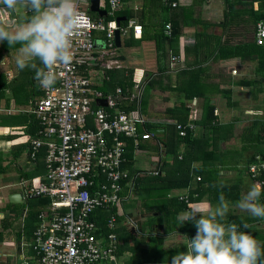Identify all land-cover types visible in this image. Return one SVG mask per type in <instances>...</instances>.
<instances>
[{"label":"crops","instance_id":"crops-1","mask_svg":"<svg viewBox=\"0 0 264 264\" xmlns=\"http://www.w3.org/2000/svg\"><path fill=\"white\" fill-rule=\"evenodd\" d=\"M84 2L83 6L88 10L89 0ZM98 8L107 10L105 0H98ZM124 8L131 13V17L127 19L124 16L120 24L132 20L139 29H132L131 26L124 33L118 34V44L124 47L123 53L117 52V47L115 50L120 66L107 70L94 67L91 80L96 88L111 95L117 109L140 117L141 124H160L154 128L158 130L154 136L150 132L149 138L138 139L135 146L132 143L128 163L136 159L149 162V172L156 169L159 171L156 175L150 174L160 178L159 181L167 177L179 182L187 179L185 186L170 189L166 193V196L169 194L168 197L185 203L184 211L188 210L190 203L197 201L207 200L215 204L217 201H214L210 191L203 188L194 190V187L198 181H203L205 186L208 181H216L218 185L220 181L224 184H237L233 174L230 177L225 174L232 171L226 158L229 146L244 138L255 140L264 127V45L254 41V23L264 15V0H160L146 9L141 7V0H121V8L116 12V17L122 16L120 11ZM92 13L94 19L104 17ZM93 35L99 39L103 33L94 31ZM8 63L7 56L0 61L2 67ZM4 72L6 76L9 74L8 78L9 70ZM127 77L132 83L130 92L120 91L119 95L113 96L114 89L119 87L116 81ZM189 93L196 95L188 97ZM208 104L214 106L216 113V124L211 131L202 124L203 108ZM133 105L134 109L130 108ZM185 108L186 119L183 122L177 121L174 117L183 114ZM237 108H242L239 114L236 113ZM257 115L263 116L257 119ZM188 116L192 117L193 128L186 130L184 136L188 139L179 143L178 157L173 159L166 155L161 143H158L156 151L155 141L163 137L162 126L165 123H184ZM15 126V129L23 127L20 123ZM10 132L11 128L0 127V135ZM247 132H251V135ZM126 139L132 142L131 138H124V141ZM24 141V136H18L14 143L0 139V151L8 150L12 145L17 150L18 145ZM259 144L261 147V142ZM184 153L185 159L180 163V156ZM256 154L259 153L255 149L246 154L245 166ZM35 160H29L23 149L11 164L27 172L26 169L35 166ZM162 160L167 162L164 166ZM124 169L128 171V179L123 182L125 187L123 194H120V202L127 198L130 191H135L132 180L138 176L137 169L135 175L129 174L126 167ZM148 186L151 187V184ZM10 193L18 191L7 194ZM184 194L187 195V203L177 198ZM19 199L20 202L14 203L26 200L20 196ZM120 202L112 208L115 218L117 214L122 216L121 228H116L117 238L118 235L123 236V230L126 229L128 233L133 232L131 235L138 240L133 242L127 239L124 244L122 239H118V247H124L120 253L117 248L122 264H136L137 261L140 264H170L171 257L186 248L189 236L185 232L195 234L194 222L187 221L178 225L177 216L184 211L176 215L169 231H164L163 220L159 222L155 218L159 212L152 211L151 217L155 218L153 226H143L141 230L142 222L150 214L145 207L152 205L153 200L148 204L144 199L138 200V205L131 213H122ZM23 210L22 214H15L19 215L22 224L25 217ZM13 216L0 213V219H8L6 227L0 226V264H36L35 255L29 247L33 228L25 237L21 226L11 228L15 220ZM128 220H132L135 225H130ZM251 220L258 237L263 235L264 220ZM35 223L36 215L33 227ZM154 237L156 240H152Z\"/></svg>","mask_w":264,"mask_h":264},{"label":"built area","instance_id":"built-area-1","mask_svg":"<svg viewBox=\"0 0 264 264\" xmlns=\"http://www.w3.org/2000/svg\"><path fill=\"white\" fill-rule=\"evenodd\" d=\"M79 1L76 4L84 22L73 36V58L56 67L57 80L52 87L43 89L37 83L40 94L27 110L37 128L27 139L24 155L33 161L42 151L43 174L34 183L19 178L16 184L22 200L32 196L46 199L37 211L29 243L36 264H122L112 208L119 205L122 182L128 179L121 167L124 138H131L135 146L138 139L151 136L148 131L137 132L142 119L117 109L111 95L91 80L95 66L102 70L120 66L114 31L120 34L127 27H139L132 20L115 22L121 0H105L106 15L111 17L106 22L92 19ZM94 31L103 36L94 37ZM254 41L264 45V15L254 23ZM120 91L116 87L113 96ZM98 99H105L106 105L97 104ZM3 110L11 113L9 108ZM191 120L188 116L184 123L174 124L178 136L193 128ZM261 148L264 152V127ZM245 172L255 185L264 188V156L256 154ZM177 198L188 202L186 194ZM101 214L108 215L100 221ZM128 223L135 225L132 220Z\"/></svg>","mask_w":264,"mask_h":264},{"label":"clouds","instance_id":"clouds-1","mask_svg":"<svg viewBox=\"0 0 264 264\" xmlns=\"http://www.w3.org/2000/svg\"><path fill=\"white\" fill-rule=\"evenodd\" d=\"M18 11L24 15L16 19ZM83 22L76 0H0V43L19 46L16 68L31 69L43 89L56 83L58 65L71 62L73 36ZM224 186L220 181L219 187ZM262 192L264 188L251 185L236 206L249 217L264 220ZM229 211L223 191L215 205L207 200L190 203L177 221L178 225L194 222L196 232L188 238L185 250L171 257L170 264H264V246L250 231L241 230L247 225L226 222Z\"/></svg>","mask_w":264,"mask_h":264},{"label":"trees","instance_id":"trees-1","mask_svg":"<svg viewBox=\"0 0 264 264\" xmlns=\"http://www.w3.org/2000/svg\"><path fill=\"white\" fill-rule=\"evenodd\" d=\"M156 1H160V0H141V7L143 9H146L148 6H154ZM87 13H89V16L92 19L95 18L94 13H92L88 10H87ZM120 15L125 16L127 19H129L131 17V13H129L126 8H124L123 10L120 11ZM142 16H140V18H142ZM110 18L111 17L109 15H106L102 18V20L106 22V21L110 20ZM14 23H15V20H14ZM17 46H14V47H17ZM156 46H157V44H156ZM8 49H9V47H8L6 42L0 43V61L3 57L7 56ZM95 68H97V66H95ZM128 79L129 78L127 77V78H122L121 80L116 81L117 82L116 84L120 87L122 93H125V92L129 93L130 92V89L132 87V83L129 82ZM10 85H11V80L6 79V74L0 66V105L3 109H6L9 107V99L11 97H8L6 95L8 94L7 91L8 92L10 91V88H11ZM194 93H196V92H194ZM194 93L193 94L189 93L188 97H191L192 95H196ZM1 101H2V104H1ZM130 108L134 109V105L131 106ZM186 113H187V109L185 108L183 110V114L176 115L174 118L177 121L183 122L186 119ZM5 116H6L5 114H0V127L8 126L7 122L5 120ZM202 124L205 128H209L210 131L212 130L213 127H215L216 113H215L213 105L208 104L203 108ZM21 125H23V127H24L23 132L21 135H18V136H24L25 141L18 145V147L16 148L17 150H14L15 147L14 148L11 147L8 150L0 151V174L6 172V170L8 168L7 164H9V163L11 164L12 160L19 153H21V150L25 149V147L27 145L28 137L33 136L35 134V130L37 128V125H36V121L34 120L33 116L28 114L27 118H26V123H23V124L21 123ZM159 126H160V124H157V123L143 122L142 124L140 123V124L136 125V130L139 133H141L143 131L151 132V129L157 128ZM162 129H163V137L158 139V140L156 139L157 141H155V149L157 151L158 143H161V145L163 146V152L166 155L168 154L170 156V158L176 159L178 157L177 148L179 146V143L182 141H186L188 139V137L187 136L179 137L177 135V132L174 129V125L170 124V123H165L162 126ZM154 134L155 133H153V136H154ZM262 135H263V127L260 130L259 135L255 139V141L258 143L257 148L255 149V152L264 156V152L261 149L260 144H259L261 142ZM18 136H13L12 133H6V134L0 135V139H4V140H8V141L10 140V142H12V141L16 140ZM132 147H133V145H132L131 140L126 139L125 140L124 153H123L124 161L121 164L122 168H125L129 164L128 159L131 156L130 153H131ZM40 155H42V157H43L42 151L37 153L36 158H37V156H40ZM185 156H186L185 153L182 154V156H180V160H179L180 163L184 161ZM35 161H37V160H35ZM165 162L166 161L162 160L163 166L167 163V162L166 163ZM12 167H13V165H12ZM16 173H18V176L23 175L22 177H27L26 172H24L21 169L19 170L18 168H16ZM132 181H133V183H132L133 184V190L148 189L149 191L151 190V191L155 192L154 193L155 195L152 198L153 204L145 207L146 211L150 214H147L145 220L142 222V226H140V229L142 230L143 226L152 227L153 226L152 222L156 218V219H158L159 222H161L162 220L164 221V223H165L164 231L171 230L172 224H173L174 220H176L175 219L176 215L180 212H183L186 209V204L183 203L182 201H178L174 197L166 196V193L170 189L180 188L182 186H185L187 179H184L182 182H179L180 180L177 181V180H173L172 178L167 177V178H164L163 181H156V182L152 183L151 187L148 185L141 187L139 185V183L141 181L140 176H135ZM207 183L208 184H206V186H205V183H203V181H198L197 185L194 187V190H198V188H200V189L203 188L207 191H210V194L213 195L212 198L214 199V201L218 200V196H219L221 191H223L225 198L229 202H234V201L238 200L239 188H238L237 184H224L225 186L221 189L218 185V182H216V181L214 183H212V181L211 182L208 181ZM122 185H123L122 190H121L122 193L120 191V194H123V188L125 187L123 182H122ZM192 191H193V189H192ZM159 193H161V195L163 194V199L158 198ZM38 198H40V197H38ZM45 200H46L45 198H42L41 202L45 203ZM261 203H264L263 200L261 201ZM14 204H16V203H11V202L6 200L7 206H12ZM152 211L159 212V215L155 218L151 217ZM35 215H36V212L35 213L32 212L30 214H28L27 212L25 213V217H24L23 224L21 225V227L23 229V233H25L26 236L29 235V232L33 228L31 222H33V218ZM106 215H108V214H101L100 221ZM7 220H8L7 218L6 219L1 218L0 219V226H2L3 228L6 227L7 223H8ZM251 221L252 220L250 218L243 217L242 215L234 214L231 211H229V214L226 218V222H233V223H236L238 225H241V224L247 225V229L242 228L241 230L250 231L255 236V238L261 242V245L264 246V234L258 237L256 231L248 228V225ZM183 229H184V227L181 228V230H183ZM122 230H123V228H122ZM183 232H185V231H183ZM132 233L133 232L128 233V231L126 229H124L123 230V236L118 235V239H120V240L122 239L124 244H125V241L127 239H131V240H133V242H137L138 240L135 239L133 237V235H131ZM0 234H1V232H0ZM185 234L189 236V239L195 235L191 232H190V234L185 232ZM152 240H156V238L152 239ZM123 249H124L123 246L118 247V252L120 253ZM142 261H144V260H142ZM136 264H140L139 261H137Z\"/></svg>","mask_w":264,"mask_h":264},{"label":"rangeland","instance_id":"rangeland-1","mask_svg":"<svg viewBox=\"0 0 264 264\" xmlns=\"http://www.w3.org/2000/svg\"><path fill=\"white\" fill-rule=\"evenodd\" d=\"M79 5L82 7L85 5L84 0L79 1ZM17 18L19 16L21 17L24 15V13H21V11L17 12ZM21 14V15H20ZM17 47H12L8 49V54H7V59L9 61L8 65L6 67H2L3 71L9 70L10 76L6 79L11 80V85H10V91H7L8 97H11L9 99V109L10 112L9 114L6 113V111L3 110V108L0 105V114H5V120L7 122V127L10 129L13 136H18L21 135L23 132V128L20 129H15L14 127L18 123H26V118H27V110L30 107V101L33 98H36L40 94L39 86L37 82L34 79V72L31 69H24V70H18L15 66V56L17 54ZM117 52L123 53L124 52V47L122 44L117 47ZM32 74V75H31ZM2 104V101H1ZM246 107V106H243ZM242 108H237L236 113L239 114V111H241ZM27 114V115H26ZM244 116V115H243ZM263 115H257L255 116L257 119L262 117ZM15 129V130H14ZM248 135H251V132H247ZM14 143V141H12ZM236 143H238L236 145ZM258 143L251 139V138H244L241 141H234L232 145L229 146V151L226 154L227 162L231 166L232 171L229 173L225 172L229 177L231 174H233V180L236 182L239 186V199L242 197V195L248 190V188L253 185L254 183L251 181V179L245 174V162H246V154L249 151H253L254 149L257 148ZM12 147V146H11ZM9 147V148H11ZM152 154H154V151H151ZM23 156V155H22ZM225 158V160H226ZM23 160L25 157L22 158ZM35 162V166L33 165L32 169L28 170L26 169V174H27V179L30 181V183H34L39 176L43 173V157L42 155L37 156ZM33 162H31L32 164ZM13 164H7L8 168L6 172L0 174V213H4L5 215L7 214H14L15 220H13V224L11 228H17L21 226L22 221L19 219V215L15 214H22L21 211L24 209V214L27 212L28 214L32 212H36L38 209L43 207V202H41V199L43 197H36V198H27L24 200L22 203H16L12 206H7L6 205V195L9 192H16L18 191V186L16 182L18 181L19 178H26L22 177L21 175L18 176V173H16V166L12 167ZM126 168L129 170V174H134L136 169L138 170V176H140L141 183L139 184L141 187L152 184L156 181H159L160 178L158 179L157 176H153L149 173L150 165L149 162L142 161L141 159H136L133 160L131 164H128ZM128 172V171H127ZM135 175V174H134ZM151 191V190H150ZM148 189H143V190H135V191H130V194L120 202V210L123 213H131L133 210L136 208L138 205V200L144 199V201L148 204L151 202V199L155 195L154 191L150 192ZM263 197V192L260 198V203L262 201ZM1 198H4L3 201H1ZM158 198L163 199V194L159 193ZM216 204V203H215ZM213 204V205H215ZM230 211L234 214H241L243 217H249V215L246 212H243L236 206L235 203H230ZM137 212V210H136ZM122 221V216L118 215L115 218V226L120 227ZM32 224V222H31ZM30 224V225H31ZM249 229H253L254 226L251 224V222L248 225ZM25 237H28L25 235ZM8 238V237H6Z\"/></svg>","mask_w":264,"mask_h":264},{"label":"water","instance_id":"water-1","mask_svg":"<svg viewBox=\"0 0 264 264\" xmlns=\"http://www.w3.org/2000/svg\"><path fill=\"white\" fill-rule=\"evenodd\" d=\"M88 10L91 12H95L98 16H105L106 15V11L104 9L98 8V0H89ZM9 15L11 16V14H9ZM124 19H125L124 16H117L115 18V22L118 24L119 21L124 20ZM114 42H115V46L118 47L119 42H118V31L117 30L114 31ZM97 104L105 106L106 105L105 99H98ZM157 131H158L157 129H151V132H153V133H155ZM32 197H37V196H32ZM6 200L9 202H12V203L20 202L19 194L18 193L7 194Z\"/></svg>","mask_w":264,"mask_h":264}]
</instances>
